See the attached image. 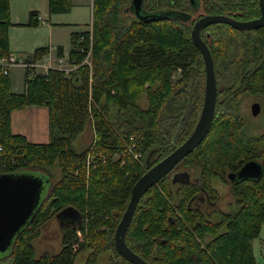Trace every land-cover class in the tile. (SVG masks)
<instances>
[{
  "label": "trees",
  "instance_id": "16d2710c",
  "mask_svg": "<svg viewBox=\"0 0 264 264\" xmlns=\"http://www.w3.org/2000/svg\"><path fill=\"white\" fill-rule=\"evenodd\" d=\"M9 1L0 0V60L10 54L9 27L39 22L32 10L27 22L12 23ZM130 6L131 0H92L91 66L80 65L69 76L58 69L31 79L25 74L18 93L0 63V174L30 169L51 179L47 198L13 241L9 264H73L80 251H88L85 264H96L105 252L111 255L108 264H132L114 246L131 188L189 136L201 112L205 72L190 37L194 22L204 15L239 21L260 16L258 0H143L142 13L159 15L145 21ZM71 8L72 0H48L50 14ZM81 35L84 40L78 42ZM200 36L213 59L214 118L203 140L179 163L198 168V183L173 189L163 177L151 186L139 200L125 242L150 264H264L252 247L264 222V136L244 134V123L233 111L245 95L264 97V25L238 30L214 23ZM70 42V58L81 61L77 48L87 47L89 32L72 33ZM47 51L36 48L33 60ZM142 96L147 107L138 104ZM30 105L48 109L46 143L29 142L11 130V112ZM108 105L115 109L112 119ZM90 125L93 142L76 150L72 139ZM88 153L97 156L96 166H87ZM257 159L261 178L232 185L235 211L220 212L213 221L190 201L200 184L211 188L213 177L225 182L227 172ZM47 167H57L60 177L53 179ZM67 207L78 212V222L61 228L58 253L43 251L37 257L32 241L41 224Z\"/></svg>",
  "mask_w": 264,
  "mask_h": 264
},
{
  "label": "water",
  "instance_id": "95a60500",
  "mask_svg": "<svg viewBox=\"0 0 264 264\" xmlns=\"http://www.w3.org/2000/svg\"><path fill=\"white\" fill-rule=\"evenodd\" d=\"M193 3L194 0H189ZM143 0H131V10L136 18L145 21L157 18V14L142 13ZM260 16L258 18L239 21L224 15H204L193 24L190 37L199 50L205 72L204 97L199 118L189 136L163 159L148 168L133 184L126 208L114 230V246L118 254L132 264H150L134 253L125 242V232L133 217L134 211L144 193L159 180L175 168L184 157L194 150L208 133L215 111L217 84L214 73L213 59L210 50L201 38L203 28L214 23L228 24L238 30L256 29L264 25V0H258ZM261 107L258 102L250 106L253 116L258 115ZM181 179L173 181L186 183L189 177L186 173L180 174ZM262 176V165L256 160L245 162L236 172H230L231 181L258 180ZM45 183L46 188L45 197ZM51 186L50 177L40 170H22L19 172L0 174V254L9 255L13 241L21 230L34 216L36 210L47 198ZM55 217L60 227L66 223L76 224L79 220L78 212L72 207L59 211Z\"/></svg>",
  "mask_w": 264,
  "mask_h": 264
},
{
  "label": "rangeland",
  "instance_id": "374dc122",
  "mask_svg": "<svg viewBox=\"0 0 264 264\" xmlns=\"http://www.w3.org/2000/svg\"><path fill=\"white\" fill-rule=\"evenodd\" d=\"M13 3V17L24 22L27 19L28 10L26 7L29 5H34L40 11L39 15L42 19L41 23L38 26H15V29H10L11 33V44L9 49H13L15 45L21 46L23 49H28L25 51H31L35 47L38 46H46L48 43H59L64 45L65 47H69L70 45V31L72 30H81L85 31L90 26V21L92 17V8L91 0H86L87 3L78 7H74L67 13H56V16L51 15V20L48 21V12H47V0H12ZM11 4V1H10ZM11 18V16H10ZM13 19V18H11ZM61 21L63 23H73L72 25H55L53 26V31H51L50 26H52V21ZM12 27V26H11ZM8 30V34H9ZM72 47V45H71ZM64 57L67 55H63ZM68 56H70L68 54ZM49 62V61H48ZM91 62V60H90ZM23 69L24 67H12L10 71V75L13 78L12 89L20 91L22 88L23 81ZM39 71H44V68ZM76 71V70H75ZM65 74V73H64ZM66 75V74H65ZM25 76V75H24ZM69 76V75H66ZM177 75H175V78ZM258 102L260 104L261 110L258 115L253 116L250 111V106L252 103ZM141 107H147V100L145 96H142L138 102ZM108 105L107 106V114L112 117L114 116L115 109L114 107ZM234 113L240 117V119L244 123V134H247L251 137H261L264 136V97L254 96V95H245L240 101L239 105L233 110ZM94 139V131L92 126H88L85 131L77 134L72 140L73 146L76 150L81 151L87 148ZM264 147V142L261 143V149ZM139 155L136 153L133 157H138ZM118 158V154L114 155V158ZM105 158V157H102ZM97 156L92 155V153H88L86 157L87 166L92 165L96 166ZM258 160V159H257ZM259 161V160H258ZM260 162V161H259ZM122 163V162H121ZM48 172L53 176V179L60 177V170L57 167H47ZM46 171V169H45ZM188 171L191 175H198V168H188ZM176 183V182H174ZM173 185V189L175 188ZM48 184L45 183V191L43 192V196L45 197L46 188ZM214 187L217 191H219V195L221 196L219 206L222 210L235 211L239 206L236 203V197L233 194H228L229 186L227 183H224L222 180L217 179ZM211 218L213 221L219 219V214L212 215ZM54 216L45 221L40 226V233L36 239H33V244L35 247V255L40 256L43 251H46L50 254H56L59 252L61 248V232L56 219H53ZM60 225V224H59ZM80 235V232H78ZM82 238V237H81ZM264 239V222L259 232L258 237H256L252 241L253 252L260 262H264V250L262 246V241ZM76 245L74 246V249ZM88 251H80L76 254L73 264H85V260L87 258ZM111 255L109 253H101L96 260V264H108L109 258ZM0 264H9L7 259V253L0 254Z\"/></svg>",
  "mask_w": 264,
  "mask_h": 264
},
{
  "label": "crops",
  "instance_id": "0c3cea01",
  "mask_svg": "<svg viewBox=\"0 0 264 264\" xmlns=\"http://www.w3.org/2000/svg\"><path fill=\"white\" fill-rule=\"evenodd\" d=\"M10 1H11V4H10ZM10 1H9L10 16H11V18H13V19H11V22L12 23H25V22H27V20L22 22V21L13 17V3L14 2L12 0H10ZM86 3H87L86 0H72L71 10L74 7H78V6L84 5ZM89 3L91 4V8H92V1L91 2L89 1ZM34 8H36L34 5H29L26 7V10H28L27 19L29 17L30 11L35 10L38 12V20H39L38 25L42 24L41 23L42 19L40 18V15H39L40 11L37 9H34ZM47 12H48V0H47ZM51 15H52V17L56 16L55 14H53V13L50 14L48 12V19H47L48 21L51 20V18H50ZM51 23H52L51 24L52 26H50L51 31H53V29H54L53 26L55 27V25H61L62 26V25H66V24H69V25L73 24V23H63L61 21L59 22V21H55V20L52 21ZM73 27L74 26H72V30L70 31V36L72 33L81 32V30H73ZM11 28H13V30H14L15 26L10 27V29ZM8 37H9V47H10L11 40H12L10 30H9ZM69 40H70V37H69ZM38 47H46L48 49V51L45 55H43V57L41 59L33 60V52ZM38 47H35L31 51H25L28 49H23L21 46L19 47L18 45H15L13 47V49L10 48V53L13 54L14 56L18 57V58L26 59L28 61H33V62H36L37 64H42V63H45L48 61L53 62L56 59V57H58V56L68 55L70 53V50L72 49L71 42H70V45L68 48L62 44H59V43H56V44L48 43V45H46V46H38ZM39 70H42V68H39ZM39 72H42V71H39ZM24 75H25V70L23 69L22 88L20 91H17V90L12 89L13 78L10 75V71H9L10 85H11V90L13 92L20 93L24 90V87H25ZM11 130L14 134L23 135L27 139V141L32 142V143H46V142H48V109H47V107L42 106V105H30V106L24 107L23 109L13 110L11 112ZM53 219L54 220L56 219L58 227L61 230V227L59 225L57 218L54 216ZM255 258H256V256H255ZM256 260H257V262H260V261H258L257 258H256ZM260 263H264V262H260Z\"/></svg>",
  "mask_w": 264,
  "mask_h": 264
},
{
  "label": "built area",
  "instance_id": "2783aa9c",
  "mask_svg": "<svg viewBox=\"0 0 264 264\" xmlns=\"http://www.w3.org/2000/svg\"><path fill=\"white\" fill-rule=\"evenodd\" d=\"M92 1V0H91ZM92 22V20L90 21ZM89 32V44L86 46H80L77 48L80 53L84 55L83 59L81 61H78L76 58H70V56H58L53 62H45L42 64H37L33 61H27L26 59H21L13 54H9L8 56H5L1 58L0 63L3 66L2 70L3 73L7 74L9 70L12 67H24L25 68V74L28 79H31L35 76L36 73H42L39 72V68H44L43 73H47L50 69H58L63 71L66 75H70L72 72H74L80 65H89L91 66V46H92V25L90 23V26L86 29ZM85 30V31H86ZM84 40V36L81 35L78 39V42H82ZM79 234V233H78Z\"/></svg>",
  "mask_w": 264,
  "mask_h": 264
},
{
  "label": "flooded vegetation",
  "instance_id": "af4514ba",
  "mask_svg": "<svg viewBox=\"0 0 264 264\" xmlns=\"http://www.w3.org/2000/svg\"><path fill=\"white\" fill-rule=\"evenodd\" d=\"M182 173H186L188 175L189 177V181H187L188 183H198L199 175L196 176L191 175L190 172L188 171V168L179 164L175 168H173L170 171V173L167 174L165 177L169 180V182L172 185H181L182 183L180 182L174 183L175 181H173V179L174 178L181 179L182 176L180 174ZM229 173L230 172L226 173V179L225 182L224 181L223 182L227 183L229 186L228 194H233L232 185H234L238 181H231V179L228 177ZM216 180H217L216 177H213L211 188L209 189H206L203 185L200 184L198 186V190L192 195V198L190 200L195 204L198 203L200 208L203 210L204 215H206L209 219L213 217L212 215L219 214L220 212H224V210H222L219 206L221 196L219 195V191H217L214 187Z\"/></svg>",
  "mask_w": 264,
  "mask_h": 264
}]
</instances>
